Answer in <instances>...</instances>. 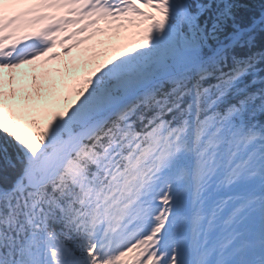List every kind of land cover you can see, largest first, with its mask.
I'll return each instance as SVG.
<instances>
[{
	"label": "snow or ice",
	"instance_id": "6c2138e0",
	"mask_svg": "<svg viewBox=\"0 0 264 264\" xmlns=\"http://www.w3.org/2000/svg\"><path fill=\"white\" fill-rule=\"evenodd\" d=\"M0 264H264V0H0Z\"/></svg>",
	"mask_w": 264,
	"mask_h": 264
},
{
	"label": "rangeland",
	"instance_id": "374dc122",
	"mask_svg": "<svg viewBox=\"0 0 264 264\" xmlns=\"http://www.w3.org/2000/svg\"><path fill=\"white\" fill-rule=\"evenodd\" d=\"M83 47H86V46H82V48H83ZM79 51H80V50L74 49V50H73V53H72V56H73V57H76V56H78V54H79ZM63 59H65V60H66V59H68V58H67V57H64Z\"/></svg>",
	"mask_w": 264,
	"mask_h": 264
},
{
	"label": "bare ground",
	"instance_id": "6f19581e",
	"mask_svg": "<svg viewBox=\"0 0 264 264\" xmlns=\"http://www.w3.org/2000/svg\"><path fill=\"white\" fill-rule=\"evenodd\" d=\"M21 71H23V70H21Z\"/></svg>",
	"mask_w": 264,
	"mask_h": 264
}]
</instances>
